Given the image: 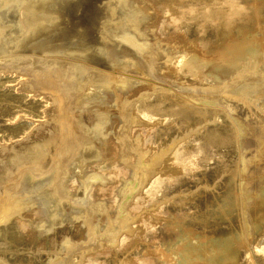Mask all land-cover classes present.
<instances>
[{"label":"rangeland","instance_id":"rangeland-1","mask_svg":"<svg viewBox=\"0 0 264 264\" xmlns=\"http://www.w3.org/2000/svg\"><path fill=\"white\" fill-rule=\"evenodd\" d=\"M1 1L0 218L17 213L0 221V264H264V17L246 26L262 40L255 56L233 73L204 66L191 77L176 61L213 42V28H176L162 0ZM198 1L197 11L211 4ZM240 1L264 15V0ZM163 95L200 115L167 112ZM213 129L229 135L223 144L207 139Z\"/></svg>","mask_w":264,"mask_h":264},{"label":"bare ground","instance_id":"bare-ground-1","mask_svg":"<svg viewBox=\"0 0 264 264\" xmlns=\"http://www.w3.org/2000/svg\"><path fill=\"white\" fill-rule=\"evenodd\" d=\"M3 1V0H2ZM2 1H1V4H3L2 3ZM51 1H53V0H51ZM54 1H56V0H54ZM86 1V0H85ZM111 1V0H110ZM114 1H116V0H114ZM135 1V0H134ZM141 1V0H140ZM156 2H157V0H155ZM194 0H162V2H161V7L166 11V13L168 14V16L167 17H169V20H167L168 21V23H170V20H171V22L173 23V25L176 27V28H180V26L182 25H184V23H187V22H193V24H194V22L195 23H197L198 25H201V24H209L212 28H213V32H214V41L213 42H211V43H202L203 45H204V48H202V49H200V48H196V50H195V52H193V51H191L190 50V48H189V50L191 51V52H188V51H186L187 53L184 55V56H182V57H180V58H178L177 59V61H176V64H177V66H176V68H177V72H179V73H184V74H188V75H190L191 77H197V74H196V72L197 71H199L202 67H204V66H211V68L213 69L212 71L213 72H215V73H225V72H232L233 73V71L234 70H237V69H239L240 68V66H242V64H243V62H245V60L246 59H248L250 56L252 57V56H255L257 53H258V47L259 46H261V45H259V44H261L260 42L262 41V40H258V39H256V36H254L255 34H256V32H253V31H250V29L249 28H246V26L248 25V23H250L252 20H253V22H256L260 17H264V15H262L263 13L261 12V8H259L258 6H257V4H251L250 2H247V3H245V2H241L240 0H210L211 1V4H209V6L206 4V3H204V4H206L207 5V7H205V9H204V7L202 8V6H201V8L202 9H204V10H201V11H197V9L199 8H197V6L194 4V2H193ZM207 1V0H206ZM205 1V2H206ZM209 1V0H208ZM42 2H43V0H42ZM111 2H113V0L111 1ZM136 2V1H135ZM149 2V1H148ZM196 2V1H195ZM198 2H200V0L198 1ZM73 3V2H72ZM249 3V4H248ZM140 4V3H139ZM157 4V3H156ZM94 5V4H93ZM129 6V5H128ZM159 6H160V4H159ZM33 7V6H32ZM114 7V6H113ZM152 7V6H151ZM160 7V8H161ZM65 8V7H64ZM89 8V7H88ZM91 8V7H90ZM98 7H96V9H97ZM159 8V7H158ZM200 8V9H201ZM92 9V8H91ZM123 10V9H122ZM70 11H72V10H70ZM90 11V10H89ZM91 11H93V10H91ZM94 13H95V11H93ZM93 12H91V13H93ZM120 12V11H119ZM66 13V12H65ZM76 13V12H75ZM78 13V12H77ZM88 13V12H87ZM163 13H165V12H163ZM24 14V13H23ZM62 14V13H61ZM85 14V13H84ZM83 14V15H84ZM89 14V13H88ZM164 15V14H163ZM24 16V15H23ZM25 17V16H24ZM53 17V16H52ZM85 17V16H84ZM87 17V16H86ZM89 17H90V15H89ZM88 17V18H89ZM124 17H126V16H124ZM33 18V17H32ZM55 18H57V17H55ZM65 18V17H64ZM91 18H93V17H91ZM122 18V17H121ZM52 19H54V18H52ZM58 19V18H57ZM87 19V18H86ZM67 19H65V21H66ZM87 20H89V19H87ZM87 20H86V22H87ZM97 20V19H96ZM44 21V20H43ZM84 21H85V19H84ZM21 22V21H20ZM188 24V23H187ZM34 25V24H33ZM197 25V26H198ZM66 26V25H65ZM88 26V25H87ZM165 27V26H164ZM185 27V26H184ZM196 27V26H195ZM199 27V26H198ZM259 27V26H258ZM237 28H239V29H237ZM260 28V27H259ZM31 29V28H30ZM72 29V28H71ZM74 29V28H73ZM174 29V28H173ZM184 29V28H183ZM208 29V28H207ZM210 29V28H209ZM93 30V29H92ZM152 30V29H151ZM176 30V29H175ZM179 30V29H178ZM185 30V29H184ZM31 31H32V29H31ZM34 31V30H33ZM77 31V30H76ZM170 31H171V28H170ZM237 31V32H236ZM29 32V31H28ZM24 33H26V32H24ZM34 33V32H33ZM55 33V32H54ZM92 33V32H91ZM128 33V32H127ZM204 33H207V32H205V29H204ZM70 34H72V32L70 33ZM73 34H76L75 32L73 33ZM197 34V33H196ZM122 36V35H121ZM189 36V35H188ZM263 37V36H262ZM58 38H60V37H58ZM77 38V37H76ZM115 38H117V37H115ZM201 38V37H200ZM204 38V37H203ZM203 38L201 39V40H203ZM69 39V38H68ZM94 39V38H93ZM112 39H113V37H112ZM208 39V38H207ZM95 40V39H94ZM124 40H126V39H124ZM128 40V39H127ZM130 40V39H129ZM128 40V41H129ZM176 40V39H175ZM178 40V39H177ZM205 40V39H204ZM137 41V40H136ZM163 41V40H162ZM200 41V40H199ZM207 41V40H206ZM146 42V41H145ZM208 42V41H207ZM25 43H26V41H25ZM63 43V42H62ZM90 43V42H89ZM92 43V42H91ZM126 43V42H125ZM130 42H128V44H129ZM150 43V42H149ZM148 43V44H149ZM175 43V42H174ZM174 43L172 42V43H170V45L171 46H173L174 45ZM95 44V43H94ZM93 44V45H94ZM201 44V43H200ZM206 44V45H205ZM93 45H92V47H93ZM99 45V44H98ZM176 46H178L179 45V47L180 46H184V45H180V44H175ZM199 45V44H198ZM202 45V46H203ZM79 46H80V44H79ZM87 46V45H86ZM96 46V45H95ZM133 48H131V49H136L137 51L136 52H138V51H144L143 49V47H142V45H140V44H138V43H135L134 45H131ZM145 47V46H144ZM187 47V46H186ZM200 47V46H199ZM21 48V47H20ZM53 48V47H52ZM149 49V48H148ZM183 49H184V47H183ZM188 49V48H187ZM103 50V49H102ZM180 50V49H179ZM114 51V50H113ZM112 51V52H113ZM116 51H118V49L116 50ZM148 51V50H147ZM153 51V50H152ZM206 51H208L210 54H207L206 53ZM55 52H56V50H55ZM112 52H111V54H112ZM100 53V52H99ZM114 53V55H115V52H113ZM151 53V52H150ZM181 53H182V51H181ZM57 55V54H56ZM61 55V54H60ZM82 55V54H81ZM92 55V54H91ZM117 55V54H116ZM31 56V55H30ZM50 56V55H49ZM99 56V55H98ZM111 56V55H110ZM137 56V55H136ZM145 56H146V53H145ZM148 56V55H147ZM146 56V57H147ZM181 56V55H180ZM21 57H23V56H21ZM107 57H108V55H107ZM113 57V56H112ZM149 57V56H148ZM111 58V57H110ZM150 58H152L151 56H150ZM160 58V57H159ZM168 59H166L165 61H163V63H162V67H163V69L162 70H164V69H167L168 68V64L171 62V57H167ZM255 58V57H254ZM18 59V58H17ZM27 59V58H26ZM25 59V60H26ZM52 59V58H51ZM24 60V59H23ZM29 60V59H28ZM46 60V59H45ZM97 60V59H96ZM115 60V59H114ZM114 60H112V62L114 61ZM130 60H132V59H130ZM149 60V59H148ZM152 60V59H151ZM38 61V60H37ZM128 61V60H127ZM133 61V60H132ZM259 61V60H258ZM23 62V61H22ZM25 62V61H24ZM134 62V61H133ZM49 63V62H48ZM89 63V62H88ZM98 63V62H97ZM149 63H151L150 61H149ZM260 63H261V61H260ZM75 64V63H74ZM100 64H102V63H100ZM180 65H182V67L180 66ZM252 65H253V63H252ZM44 66V65H43ZM76 66V65H75ZM79 66V65H78ZM123 66H126L125 64H123ZM133 66V65H132ZM44 68H45V66H44ZM122 68V67H121ZM125 68V67H124ZM131 68H133V67H131ZM130 68V70L132 71V69ZM170 68V67H169ZM254 68V67H253ZM120 69V68H119ZM126 69V68H125ZM128 69V68H127ZM136 69H139V68H136ZM209 69H210V67H209ZM47 70V69H46ZM116 70V69H115ZM121 70V69H120ZM129 69H128V71H130ZM140 70V69H139ZM172 70H174V68L172 69ZM202 70H204V69H202ZM122 72H123V70H121ZM171 71V70H170ZM206 71V70H205ZM212 71H211V75H212ZM163 72V71H162ZM209 71H207L206 73H208ZM246 72V71H245ZM148 73V72H147ZM175 73V72H174ZM202 73H204L205 74V72H202ZM217 73V74H218ZM239 73V72H238ZM243 73V72H242ZM146 74V73H145ZM209 74H210V72H209ZM229 74V73H228ZM178 75V74H177ZM180 75V74H179ZM178 75V76H179ZM213 75H214V73H213ZM210 76V75H209ZM230 76V75H229ZM245 76V75H244ZM198 77H200V75H198ZM35 78V77H34ZM185 78V77H184ZM226 78V77H225ZM243 78H245L246 79V77H243ZM87 79V78H86ZM191 79V78H190ZM44 80V79H43ZM193 80V79H192ZM194 80H199V82L201 81L199 78L198 79H194ZM193 80V81H194ZM237 80V79H236ZM244 80V79H243ZM57 81V80H56ZM228 81V80H227ZM245 81V80H244ZM86 83V82H85ZM70 84V83H69ZM201 84V83H200ZM90 85V84H89ZM247 85V84H246ZM26 86V85H25ZM60 92H58V95H59V102H58V104L60 103V104H63V106H64V108H63V112H65V104H66V101H65V98L63 97V96H61L60 94H59ZM62 93V92H61ZM164 94V93H163ZM264 94V93H263ZM161 95H162V93H161ZM166 96V95H165ZM263 98H264V96H263ZM55 99H56V97H55ZM242 99V98H241ZM69 100V99H68ZM159 101H160V104H165L166 106H167V108H165L166 109V111L167 112H169L170 113V107H172L173 109H174V107L177 105V104H175L173 101H171L170 99H167V98H165L164 97V95H163V98L161 97V98H159L158 99ZM244 100V99H243ZM264 101V100H263ZM67 105V104H66ZM171 105V106H170ZM178 106V105H177ZM76 107H78V105L76 106ZM76 107H74L73 106V108H76ZM178 107H180V106H178ZM68 110H69V108H68ZM74 110V109H73ZM172 110V109H171ZM69 111H71V113H70V115H72V110H69ZM68 111V112H69ZM178 111L180 112V114H182V116H183V119H185V120H187V121H190V120H192V119H194V117H197V115H200V112L198 111V110H194V109H186L184 106H181L179 109H178ZM74 113V112H73ZM70 115L68 116L67 115V113H66V116H68V118L70 119ZM93 115V114H92ZM65 115H63V117H66ZM74 117V116H73ZM79 117V116H78ZM138 117V116H137ZM75 118V117H74ZM77 120H78V118H76ZM80 119V118H79ZM88 119H90V118H88ZM138 119V118H137ZM72 120H73V118H72ZM71 119H70V124L69 125H67V126H65L64 127V129L65 130H67V129H71L72 131L74 130L75 132H76V130L74 129L75 128V126H76V124H73V122L74 123H76L74 120H73V122H71L72 121ZM135 120V119H134ZM133 120V121H134ZM92 121V120H91ZM137 121V120H136ZM78 122H80L79 120H78ZM94 122V121H93ZM126 122V121H125ZM132 122V121H131ZM141 122V121H140ZM141 124V123H140ZM83 125V124H82ZM86 125V124H85ZM145 125V124H144ZM53 126V125H52ZM78 126V125H77ZM251 126V125H250ZM86 127H87V125H86ZM78 128V127H77ZM253 129V128H252ZM255 129V128H254ZM78 130H80V129H78ZM219 131V130H218ZM218 131H215L214 129L212 130V131H210L209 130V132L206 134V137H207V139H209V141L212 143V142H214L213 144H215V142L216 143H218V144H223L225 141H226V139L228 138V136L229 135H226V134H223V132L222 133H220V131L218 132ZM43 132H44V129H43ZM254 132V131H253ZM46 133V132H45ZM78 133H79V131H78ZM80 133H81V131H80ZM80 133H79V135H80ZM127 133V132H126ZM260 133H261V135L259 134V136H260V140H259V144H258V153H257V155L256 156H258V158H259V160H258V163H261V164H259L258 166H261L262 167V170H263V174H262V176L260 177V178H258V180H259V184H260V186H261V188L263 189L262 190V193H261V199H262V201L264 202V124H263V127H261L260 128ZM49 134V133H48ZM47 134V135H48ZM82 134V133H81ZM42 135V134H41ZM40 135V136H41ZM58 135V134H57ZM52 136H50V138H51ZM255 137V136H254ZM258 137V136H257ZM35 138V137H34ZM36 138H37V136H36ZM44 138V137H43ZM46 138V137H45ZM53 139H54V137H52ZM82 139V136L81 137H79L78 139ZM77 138H75V140H76ZM31 140H33V139H31ZM38 140V139H37ZM56 140V139H55ZM55 140H54V142H55ZM87 140V139H86ZM51 141H52V139H51ZM80 141V140H79ZM83 141V140H82ZM208 141V143L210 144V142ZM81 142V141H80ZM80 142H78V144H79V147H82V145H81V143ZM87 142H88V140H87ZM101 142V141H100ZM105 141H103V143H104ZM36 143H38L39 144V142H36ZM99 143V142H98ZM97 143V144H98ZM102 143V142H101ZM129 143V142H128ZM40 144H41V142H40ZM76 144H77V142L75 141V146H76ZM83 144V143H82ZM132 144V143H131ZM42 145H43V143H42ZM46 145V144H45ZM99 145V144H98ZM133 145H135V144H133ZM133 145H131L128 149H129V151L131 152H134L135 154L136 153H139L138 152V149L136 148V147H134ZM36 146V145H35ZM34 146V147H35ZM85 146V145H84ZM139 146V145H138ZM104 147V146H103ZM75 148V147H74ZM73 148V149H74ZM78 148V146H76V148H75V150ZM87 148V147H86ZM105 148V147H104ZM126 148V147H125ZM106 149V148H105ZM104 149V150H105ZM26 150V149H25ZM75 150H73V152L75 151ZM78 150H79V148H78ZM142 150V149H141ZM77 151V150H76ZM27 152V151H26ZM85 153H84V157H88V156H91L92 155V151H84ZM22 153V152H21ZM126 153V152H125ZM125 153H124V155H125ZM141 153V152H140ZM169 153V148H167V149H163V150H161V153L159 154L158 153V156H156L154 159H153V161H152V163H155L156 165L157 164H160V162L161 161H163L164 159H165V156H167V155H169L168 154ZM13 155L12 156H14L13 157V160H12V163L13 162H18V160H19V157H22V156H20L21 154H20V152L19 151H13V153H12ZM23 154H24V150H23ZM26 154V153H25ZM77 154V153H76ZM128 154V153H127ZM148 154V153H147ZM82 155V154H81ZM140 155V154H139ZM138 155V156H139ZM145 155V154H144ZM142 156H143V154H142ZM146 156V155H145ZM25 157V156H24ZM83 157V158H84ZM141 157V156H140ZM25 158H27V157H25ZM25 158H23V159H25ZM71 158V157H70ZM69 158V159H70ZM257 158V159H258ZM29 159V158H28ZM68 159V160H69ZM79 159V158H78ZM81 159V158H80ZM79 159V160H80ZM150 159V158H149ZM8 160H10V159H8ZM26 160V159H25ZM79 160H78V162H79ZM82 160V159H81ZM4 161H7V160H4ZM23 161V160H22ZM142 161V160H141ZM140 161V162H141ZM167 161V163L170 161V159H168V160H166ZM83 162H84V160H83ZM139 162V163H140ZM1 163V162H0ZM3 163V162H2ZM19 163V162H18ZM18 163H16L17 165H19ZM141 164V163H140ZM1 165H3V164H0V166ZM7 165H8V163H7ZM15 165V164H14ZM137 165H139V164H136V166ZM143 165V164H142ZM148 165H151V164H148ZM6 166V165H5ZM146 166V165H145ZM164 166V165H163ZM171 166H173L171 163H170V167ZM2 167V166H1ZM0 167V168H1ZM65 167V166H64ZM137 168V167H136ZM149 168H150V166H149ZM4 169V167L2 168V170ZM8 169V168H7ZM7 169H6V171H7ZM13 169H14V167H13ZM140 169H142V167L140 168ZM148 169V168H147ZM147 169H145V171L147 170ZM5 170V169H4ZM12 170V168H10V171ZM138 170V169H137ZM176 170V169H175ZM168 171V170H167ZM177 171V170H176ZM0 172H2V171H0ZM9 172V171H8ZM62 172H63V170H62ZM138 172H139V170H138ZM143 172H144V165H143ZM175 172V171H174ZM147 174L146 175H148V176H150L151 175V173H149V171L148 172H146ZM140 174V173H139ZM174 174V173H173ZM172 174V175H173ZM176 174V173H175ZM141 175V174H140ZM146 175H144V177L146 176ZM143 176V175H142ZM18 178V177H17ZM146 178H147V176H146ZM146 180V179H145ZM18 181V180H17ZM144 183V182H143ZM126 193V192H125ZM128 194H129V192H128ZM135 194V193H134ZM66 195V194H65ZM128 196H131V195H128ZM133 197H134V195H133ZM132 197V198H133ZM131 198V197H130ZM85 200V199H84ZM82 201V200H81ZM80 201V202H81ZM86 201V200H85ZM125 201V200H124ZM127 201V200H126ZM130 200H128V202H129ZM86 202H88V200L86 201ZM131 202V201H130ZM79 203V202H78ZM125 203V202H124ZM79 204H81V203H79ZM85 204V203H84ZM84 204H81V205H84ZM129 204V203H128ZM127 204V205H128ZM124 205V204H123ZM132 205V204H131ZM104 206V205H103ZM103 206H101V207H103ZM100 207V206H99ZM110 208V207H109ZM98 209V208H97ZM97 209H96V211H97ZM106 209V208H105ZM108 209V208H107ZM111 209V208H110ZM101 210V209H100ZM119 210V209H118ZM118 210H117V212H118ZM128 210V209H127ZM127 210H125V211H127ZM106 212V211H105ZM112 212V211H111ZM13 213H17L16 211H13L12 210V214ZM88 213V212H87ZM92 213V212H91ZM98 213H99V211H98ZM101 213V212H100ZM123 213V212H122ZM121 213V214H122ZM127 213H128V211H127ZM1 214H3V213H1ZM0 214V215H1ZM12 214H10V215H8V216H2L1 218H0V221H2V222H4V221H7L10 217H11V215ZM127 215V214H126ZM130 215V214H129ZM86 216H87V214H86ZM108 216V215H107ZM87 217H89V216H87ZM123 217H125V216H123ZM129 218V216L127 215L125 218ZM153 218H154V216H152ZM260 217H264V213H262L261 215H260ZM116 218V217H115ZM122 218V217H121ZM157 218V217H156ZM92 219V218H91ZM108 219H109V217H108ZM147 219V218H146ZM155 219V218H154ZM122 220V219H121ZM120 220V221H121ZM124 221H126V220H124ZM149 221V220H148ZM113 222V221H112ZM140 222V221H139ZM91 223V222H90ZM116 223V222H115ZM122 223V222H121ZM88 224H89V222H88ZM113 224V223H112ZM111 224V225H112ZM124 224V223H123ZM122 224V225H123ZM120 225V224H119ZM122 225H120V226H122ZM153 225V222H148V228H150V226H152ZM131 226V225H130ZM92 227V226H91ZM126 227V226H125ZM91 229H93V228H91ZM124 229V228H123ZM95 231V230H94ZM109 231H111V230H109ZM131 231V230H130ZM115 233V232H114ZM113 233V234H114ZM123 233V232H122ZM116 234H118V233H116ZM115 234V235H116ZM108 235H109V233H108ZM102 236H103V234H102ZM112 236V235H111ZM110 236V237H111ZM114 236V235H113ZM112 236V237H113ZM121 236V235H120ZM109 237V236H108ZM138 237H139V235H138ZM115 238V237H114ZM117 238H118V236H117ZM106 239H104V241H105ZM113 240V239H112ZM92 241V240H91ZM101 241V240H100ZM112 243V242H111ZM114 243V242H113ZM99 244V243H98ZM107 244H109L108 242H107ZM57 245V244H56ZM94 245V244H93ZM107 246H109V245H107ZM112 246V245H111ZM54 248V247H53ZM57 248V247H56ZM55 248V249H56ZM101 248H102V246H101ZM96 249V248H95ZM52 250V249H51ZM53 251V250H52ZM52 251H50V252H52ZM85 251V250H84ZM56 252V251H55ZM199 252L202 254V255H205V250H203L202 249V247H200L199 248ZM55 254V253H54ZM52 257V256H51ZM165 261L167 262V263H169V260H168V258H166L165 259ZM171 262V261H170ZM70 263V262H69ZM132 263V262H131Z\"/></svg>","mask_w":264,"mask_h":264}]
</instances>
